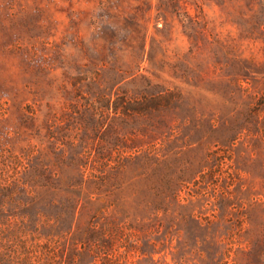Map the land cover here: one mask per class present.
<instances>
[{"label": "rangeland", "instance_id": "obj_1", "mask_svg": "<svg viewBox=\"0 0 264 264\" xmlns=\"http://www.w3.org/2000/svg\"><path fill=\"white\" fill-rule=\"evenodd\" d=\"M96 243L264 264V0H0V252Z\"/></svg>", "mask_w": 264, "mask_h": 264}, {"label": "trees", "instance_id": "obj_2", "mask_svg": "<svg viewBox=\"0 0 264 264\" xmlns=\"http://www.w3.org/2000/svg\"><path fill=\"white\" fill-rule=\"evenodd\" d=\"M31 246L33 245H22L21 249L16 248L9 254L0 252V264H54V259L51 258V261L44 259V256H42L43 254H41L42 251L37 253ZM102 250V244L96 243L93 249L94 264L110 263L111 259L106 255H102V253H104Z\"/></svg>", "mask_w": 264, "mask_h": 264}]
</instances>
